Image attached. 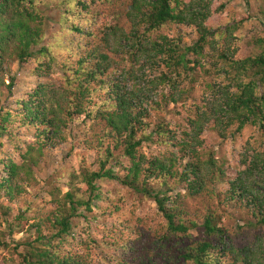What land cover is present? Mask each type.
Here are the masks:
<instances>
[{"label":"rangeland","instance_id":"374dc122","mask_svg":"<svg viewBox=\"0 0 264 264\" xmlns=\"http://www.w3.org/2000/svg\"><path fill=\"white\" fill-rule=\"evenodd\" d=\"M36 4L45 21L41 45L49 46L57 65L75 61L96 45H101L111 58V67L102 76L106 83L92 85L95 88L92 103L96 108L109 107L111 94L118 90L115 83L118 79L125 81L123 74L129 70L134 71L129 83L142 89L147 97L160 100L163 94L170 93L168 85L158 80L166 70L163 64L153 67L145 59L131 64L125 42L116 48L112 46L114 40L110 45L104 42V32L116 21L125 31H130L129 0H74L73 8L68 0H36ZM212 8L213 14L207 24L224 31V38L217 36V43L207 45L205 72L196 71L194 88L190 97L184 98V103H170L149 110V118L145 119L149 123L148 132L160 126L170 131L164 139L155 136L154 141L141 146L138 152L149 159L166 160L173 156L179 159L183 155L182 140L194 143L189 134L193 133L191 119L196 117L197 104L202 105L210 98V85L230 83L227 75L219 71L221 64L214 66L215 60L222 63L217 58L218 53L231 47L236 49L235 59H239L261 50L255 41L264 38V0H214ZM2 17L8 16L0 14ZM73 23L83 28L82 34L74 31ZM227 28H231L232 33L226 32ZM158 35L179 38L184 44H191L198 37L193 26L176 23H167L151 33L150 38ZM9 43L0 49V126L5 128L0 133V241L3 244L0 264H23L20 252L27 242L36 239L37 228L47 235L55 232L52 219L58 203L68 191L85 187L82 181L85 170L99 168L98 151L102 148L98 137L104 135L105 122L95 124L83 118L66 120L65 138H56L48 144L43 155H39L36 149L40 144V130L24 120L19 101L27 99L42 82H48L54 89L60 88L63 85L61 72L53 69L48 76L36 75L43 58L35 56L21 63L14 54L15 42ZM183 86L189 87L187 79ZM221 131L213 121L206 123L197 153L205 168L209 166L218 177L216 180L214 176L211 186L222 194L190 196L186 183L173 178L168 180L167 186L173 189L171 195L181 194L179 200L188 218L201 224L208 209H212L219 215V225L227 230V241L243 247L257 237L264 238V227L249 226L246 223L251 217L248 210L228 202L225 194L230 187L228 181L245 168V157L255 151H264V131L250 124L239 131L236 125L225 127L224 134ZM114 156L115 169L123 174L130 160L121 150L115 151ZM33 158L37 163H33ZM10 161L26 169H20L18 178L10 182L11 192L6 184H1L9 177L5 166ZM98 185L100 198L94 200L92 210L80 209L84 217L72 219V234L59 244L62 255L72 253L76 260L85 264H192L181 257V249L205 238L202 227L192 229L189 237L168 238L166 220L153 198L115 180L98 181ZM154 185L159 187L157 182ZM218 256L223 264H239L229 252Z\"/></svg>","mask_w":264,"mask_h":264},{"label":"trees","instance_id":"16d2710c","mask_svg":"<svg viewBox=\"0 0 264 264\" xmlns=\"http://www.w3.org/2000/svg\"><path fill=\"white\" fill-rule=\"evenodd\" d=\"M68 1L73 8L74 0ZM129 1L127 17L131 23L130 31H125L116 21L104 32V42L110 45L111 40H114L112 46L115 48L125 42L131 64H137L143 59L153 67L163 64L166 70L161 72L158 80L168 85L170 93L163 94L160 100L147 97L142 89L129 83L134 76V71L129 70L123 74L125 81L118 79L115 83L118 90L111 94L109 107L100 109L92 103L95 90L92 85L95 83L102 86L106 83L102 76L112 63L102 46L91 47L75 61L58 63V66L56 58L51 57L49 46L41 45L45 21L36 0H0V14L8 16L6 19L0 18V49L14 41V54L21 63L35 56L43 58L36 68V75L48 76L54 69L57 73L61 72L63 80V85L57 89L48 82L39 83L28 94L27 99L19 101L24 120L40 130L37 153L43 155L50 142L56 138H65L63 127L67 125L66 120L83 118L84 121L89 120L95 124L105 122L104 135L98 137L102 148V152L98 151L99 168L85 170L82 174L85 187L78 191H68L64 200L58 203L59 207L52 219L55 232L47 235L37 228L39 234L36 239L27 242L24 251L20 252L22 263L85 264L76 260L72 253L62 255L59 244L72 234V219L84 217L80 209L92 210L94 200L100 198L98 181L115 180L154 199L158 211L166 220L168 238L189 237L192 229L202 227L205 238L186 244L181 249V257L185 261L192 264H223L218 254L229 252L239 264H264L263 237H257L251 244L243 247L233 245L227 241V230L219 225V215L208 209L201 224L188 218L187 211L179 200L181 194L171 195L173 189L167 186L168 180L173 178L186 183L190 196L222 194L211 186L215 182L214 176L216 180L218 177L209 166L205 168L197 153L206 123L213 121L214 126L222 130V134L225 127L232 125H236L238 131L248 124L264 131V38L256 39L255 43L261 50L255 55L235 59L236 49L231 47L218 53L217 58L222 63L215 60L214 66L216 68L221 64L219 71L227 75L230 83L210 85V98L202 105L197 104L196 117L191 119L193 133L189 134L194 143H184L185 138L182 140L183 155L179 159L174 156L166 160L158 157L149 159L144 153L138 152L141 146L145 142L154 141L155 136L164 139L166 134H170L168 128L162 126L148 132L149 123L145 119L149 110L154 107L160 109L170 103H184V98L190 97L196 81V71L205 72L207 45L217 43V36L224 38V31L213 29L207 24L213 14L214 0ZM167 23L191 25L198 37L191 44H184L181 39L166 35L150 38L151 33ZM72 26L75 32L83 33V28L78 24L73 23ZM230 31L231 28L226 29V32ZM184 79L189 82L188 88L183 86ZM4 130V126H0V133ZM117 150H121L130 160V165L123 174L115 169L113 159ZM245 158V168L228 181L229 191L224 194L229 198L228 202L239 204L248 210L251 217L246 223L249 226L264 227V151H255ZM32 160L37 163L34 158ZM178 161H181L180 165H177ZM5 168L9 177L1 184H6L10 190V182L18 178L19 170L26 169L12 161ZM219 181L222 179L219 178ZM156 182L159 187L154 185ZM13 188L15 189L14 186ZM78 192L83 194L78 195Z\"/></svg>","mask_w":264,"mask_h":264}]
</instances>
